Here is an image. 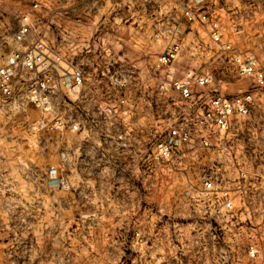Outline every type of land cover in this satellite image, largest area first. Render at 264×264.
Segmentation results:
<instances>
[{
    "label": "rangeland",
    "instance_id": "374dc122",
    "mask_svg": "<svg viewBox=\"0 0 264 264\" xmlns=\"http://www.w3.org/2000/svg\"><path fill=\"white\" fill-rule=\"evenodd\" d=\"M34 1L0 0V54L23 15L40 18L38 30L86 71L85 126L51 128L36 107L0 108V264H246L252 228L264 237V90L225 148L150 156L173 120V74L210 70L229 94L254 87L186 9L214 12L224 41L264 67V0ZM177 41L178 59L157 67ZM241 173L245 201L224 219L189 203L206 175L236 186Z\"/></svg>",
    "mask_w": 264,
    "mask_h": 264
},
{
    "label": "built area",
    "instance_id": "2783aa9c",
    "mask_svg": "<svg viewBox=\"0 0 264 264\" xmlns=\"http://www.w3.org/2000/svg\"><path fill=\"white\" fill-rule=\"evenodd\" d=\"M34 7L42 8L41 1L35 0ZM185 15L188 21H200L206 26L212 48L228 58L235 77L251 80L254 87L229 94L216 86L217 79L210 70L200 69L185 76L173 74L167 84L176 92L177 102L173 120L150 156L156 163L170 162L182 148H225L237 122L255 113L264 90V67L254 55L239 52L231 42L224 41L218 15L193 8H187ZM38 20L33 14L23 15L18 29L5 40L10 49L0 54V108L17 107L27 112L33 106L54 117L51 128L68 126L74 132H82L85 125L79 110L86 94V71L38 30ZM199 49L206 51L205 46L200 45ZM181 51V42L171 43L158 56L156 66H170ZM67 107H73L75 112H68L71 110ZM245 176L239 174L233 186L217 176L206 175L199 187L186 191L188 201L203 216L224 219L236 211L239 198L240 202L245 201ZM252 229L245 247L246 264H264V237L259 236L257 228Z\"/></svg>",
    "mask_w": 264,
    "mask_h": 264
}]
</instances>
